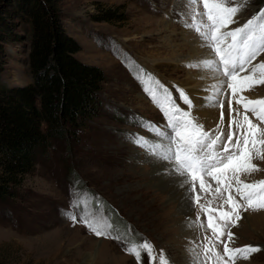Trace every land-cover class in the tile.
Here are the masks:
<instances>
[{"label": "rangeland", "instance_id": "rangeland-1", "mask_svg": "<svg viewBox=\"0 0 264 264\" xmlns=\"http://www.w3.org/2000/svg\"><path fill=\"white\" fill-rule=\"evenodd\" d=\"M12 1L0 0V15ZM233 6L242 8L230 28L242 26L264 9V0H246V5L245 0H233ZM197 7L202 13V4ZM57 8L66 32L81 44L75 56L98 65L107 76L102 104L99 115L76 139L51 140L34 170L22 180L18 196L0 201V264H138L126 249L143 241L154 247L157 256L162 250L169 264H198L203 260L206 238H212V233L207 216L194 202L191 184L175 171L158 170L159 158L135 143L137 137L149 142L158 138L141 126L142 122L166 129L163 114L144 90L149 75L185 109L177 89L187 93L195 105L193 116L205 131H214L220 123L221 109L205 99L214 91L211 86L219 83L218 73L207 70L208 78L213 79L207 85L202 68L189 67L201 61L190 43L198 38L202 44L203 40L186 26L192 24L188 0H58ZM109 9L115 15L102 19ZM15 21L12 30L20 37L2 44L7 55L1 78L6 84L25 85L32 81L27 67L29 42L24 25ZM262 61L264 53L253 64ZM222 91L225 94L218 97L224 103L221 128L227 134L231 92L226 85ZM248 94L264 98V84L243 93ZM232 107L243 111L234 102ZM209 109L218 114L217 123L211 127L202 116ZM253 163L260 171L242 176L245 182L264 180V159H254ZM114 166L116 172L126 170L130 176L137 173L145 179L123 184L105 178L106 172L115 173L110 171ZM209 181L214 189L215 182ZM133 185L152 187L158 196L155 206L154 197L128 193ZM196 188L201 204L211 201L215 209L223 205V210H230L224 204L226 193L215 197L200 193L198 182ZM263 214L264 210H241L242 218L235 226L229 224L234 236L230 247L261 249L235 264H264ZM73 215L76 221L71 219ZM84 215L110 224L112 238L90 231L80 221ZM221 240L227 242V235ZM213 243L223 254V243ZM142 264H149L147 253H142Z\"/></svg>", "mask_w": 264, "mask_h": 264}, {"label": "snow or ice", "instance_id": "snow-or-ice-1", "mask_svg": "<svg viewBox=\"0 0 264 264\" xmlns=\"http://www.w3.org/2000/svg\"><path fill=\"white\" fill-rule=\"evenodd\" d=\"M201 4L202 13L197 7ZM188 5L192 12V24L186 26L193 28L204 41L203 46L208 47L214 56L189 67L213 71L224 78L211 86L214 91L205 98L210 106L221 109L220 123L214 131H205L193 116L195 105L188 94L177 89L179 101L187 106L185 109L177 104V98L167 88L149 75L144 90L163 114L166 129L152 122H142L141 126L161 142H149L144 137H137L135 143L151 155L172 163L174 171L186 177L191 184L194 202L207 216V227L212 233V238H206L203 260L198 264H235L237 259H250L252 254L261 251L259 247L251 245L230 247L234 236L228 226H235L242 218L241 210H264V180L248 183L241 178L260 171L253 160L264 159V127H261L264 125V98L253 100L243 95L256 85L264 84V61L253 64L264 53V9L242 26L230 28L236 23L235 18L242 8L233 6V0H188ZM197 17L202 19L198 21ZM205 19L206 23L203 22ZM225 85L231 92L227 134L221 128L224 103L218 99L225 94L222 91ZM233 102L243 111L234 109ZM253 118L259 123L254 122ZM209 178L215 182L214 189ZM197 182L200 193H212L214 197L226 193L224 204L230 210H223V205L221 209H215L211 201L206 205L201 204V196L196 194ZM240 201L245 203L241 204ZM71 219L76 221L77 218L73 215ZM80 221L95 235L112 238L108 231L110 224L87 215L81 216ZM225 235L227 242L221 240ZM213 240L223 243V254L217 251ZM126 251L136 258L138 264H142V253H147L149 264H169L163 251L157 256L156 250L147 241L132 244Z\"/></svg>", "mask_w": 264, "mask_h": 264}, {"label": "trees", "instance_id": "trees-1", "mask_svg": "<svg viewBox=\"0 0 264 264\" xmlns=\"http://www.w3.org/2000/svg\"><path fill=\"white\" fill-rule=\"evenodd\" d=\"M57 1L13 0L1 11L0 201L18 196L22 180L51 140L76 139L100 112L107 76L98 65L75 56L81 44L66 32ZM113 15L109 9L102 19ZM15 20L24 25L29 42L32 81L25 85L1 78L7 55L2 44L19 36L12 30Z\"/></svg>", "mask_w": 264, "mask_h": 264}, {"label": "bare ground", "instance_id": "bare-ground-1", "mask_svg": "<svg viewBox=\"0 0 264 264\" xmlns=\"http://www.w3.org/2000/svg\"><path fill=\"white\" fill-rule=\"evenodd\" d=\"M199 40L200 39L196 38V41L194 40L190 44L194 45V47L196 48L197 57L199 59H201V61L205 60V59H209V57L213 56L211 50L210 49H204V50L201 49L200 46L202 47L204 45V41H202V44H201V42ZM202 70H203L204 77L205 78L207 77V82H203V83H205L207 85L211 84L209 81H211L213 79L208 78V76H209L208 73H207L208 71L203 69V68H202ZM216 75H218L216 79H218L219 82H220L222 77L219 74H216ZM189 84H191V83H189ZM198 84H200V83H198ZM245 96L247 98H249V99L252 98L253 100L257 98L256 96H249V94L245 95ZM199 106H204V105L199 104ZM206 115H207V117H206ZM217 115L215 113L212 114V110H210V109L206 110L202 114L203 118L207 120V125L210 126V127L215 125V123H217ZM155 142H161V141L158 138H155ZM129 150H131V148ZM159 161H160V163H158L155 166L156 168H158V170H162V171H165V172H167V171L168 172H174V166H173L172 163H169L168 161H165V160H162V159H159ZM110 171L115 172V173L108 175V172H106L105 173V178L107 177L111 181H115L117 183L120 182V183H123V184H127L128 182H131V181L133 183H138V182H142L145 179V177H139L138 174L134 173V172H133L134 174H132L130 176V175H128L129 173L126 170H122L121 173L116 172L117 171L116 166H114V169L110 170ZM112 172H110V173H112ZM136 186H138V185L131 186L130 188H132V187L133 188L129 189L127 192L128 193H132V194H140L141 193L143 196H146V197H148V196L154 197L155 201L152 202V206H155L156 199H157L158 196H157L156 192L154 191V189L152 187H150V186H138V187H136ZM141 200L144 201L143 199H141Z\"/></svg>", "mask_w": 264, "mask_h": 264}]
</instances>
